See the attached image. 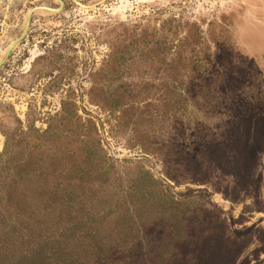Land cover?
I'll use <instances>...</instances> for the list:
<instances>
[{
	"label": "rangeland",
	"instance_id": "1",
	"mask_svg": "<svg viewBox=\"0 0 264 264\" xmlns=\"http://www.w3.org/2000/svg\"><path fill=\"white\" fill-rule=\"evenodd\" d=\"M13 168L2 264H264V0H0Z\"/></svg>",
	"mask_w": 264,
	"mask_h": 264
},
{
	"label": "trees",
	"instance_id": "2",
	"mask_svg": "<svg viewBox=\"0 0 264 264\" xmlns=\"http://www.w3.org/2000/svg\"><path fill=\"white\" fill-rule=\"evenodd\" d=\"M181 96L186 97L188 96V93L182 92L180 94V97ZM179 102L180 101L178 100L177 104ZM186 102L187 100L185 101V104ZM25 161L26 159L24 162ZM24 173L27 176V172L24 171ZM24 177L20 178L18 174L14 172V168L10 174L2 178L0 175V223L2 226L8 225L13 218L18 217V219L22 218V220H25V218L30 219L36 213H38V215L40 214V212H36L37 210L44 211L47 208H51L53 205H56L55 200L50 201L51 199H44L48 196L46 194L50 192L49 190L45 193V195H42L43 198H31V191H27V182L23 180ZM38 185V188H43L40 183ZM69 195L70 194L65 193V195L60 198L59 203L62 204L67 201L69 202V200H71L68 199ZM41 204H45V206L41 208Z\"/></svg>",
	"mask_w": 264,
	"mask_h": 264
},
{
	"label": "water",
	"instance_id": "3",
	"mask_svg": "<svg viewBox=\"0 0 264 264\" xmlns=\"http://www.w3.org/2000/svg\"><path fill=\"white\" fill-rule=\"evenodd\" d=\"M46 10H48V9H46ZM48 11H50V10H48ZM31 12H32V11L29 12L28 20H29V16H30ZM17 42H18V41H17ZM17 42H15V43H17ZM15 43H14V44H15ZM14 44H13V45H14ZM13 45H12V46H13ZM12 46H11V47H12Z\"/></svg>",
	"mask_w": 264,
	"mask_h": 264
}]
</instances>
